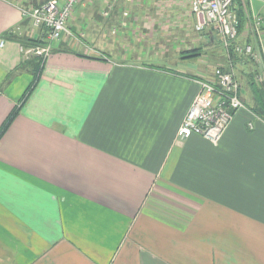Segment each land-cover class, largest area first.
Returning a JSON list of instances; mask_svg holds the SVG:
<instances>
[{"label": "crops", "instance_id": "crops-1", "mask_svg": "<svg viewBox=\"0 0 264 264\" xmlns=\"http://www.w3.org/2000/svg\"><path fill=\"white\" fill-rule=\"evenodd\" d=\"M45 1L0 0V129L18 108L0 138V264H264V119L250 84L264 0H244L263 18V64L230 60L213 26L185 42L199 49L188 57L118 45L72 17L75 37L40 68L25 49L47 31L25 12ZM230 66L246 107L216 145L179 138L201 82Z\"/></svg>", "mask_w": 264, "mask_h": 264}, {"label": "built area", "instance_id": "built-area-1", "mask_svg": "<svg viewBox=\"0 0 264 264\" xmlns=\"http://www.w3.org/2000/svg\"><path fill=\"white\" fill-rule=\"evenodd\" d=\"M80 0H46L30 12H25L37 28L47 31L48 40L25 49L27 56H36L46 61L53 43L63 37H75L69 28L68 21L76 4ZM117 0H109L104 11L108 15ZM251 2L252 0H248ZM243 6L246 22L249 25L248 41L240 40L239 18L237 10ZM191 11L196 17L195 30H203L213 26L217 29L222 45L230 60L233 56H245L254 62L263 64L262 26L263 18L247 9L244 0H192ZM234 54V55H232ZM212 82H201V89L195 96L191 106L178 130V137L189 138L196 134L203 136L213 144H218L226 129L232 122L235 113L246 105L240 95V83L232 66L229 69L217 67ZM256 80L264 85V67L256 75Z\"/></svg>", "mask_w": 264, "mask_h": 264}, {"label": "rangeland", "instance_id": "rangeland-1", "mask_svg": "<svg viewBox=\"0 0 264 264\" xmlns=\"http://www.w3.org/2000/svg\"><path fill=\"white\" fill-rule=\"evenodd\" d=\"M83 1L86 3L84 7L81 5ZM108 1L80 0L71 18L77 17L83 29L92 30L89 33L100 34L106 31V35L116 40L118 45L130 48L134 46V49L143 53L165 47L171 54L175 52L174 49H178L181 52L179 54L194 57V53L199 50H184L187 48L186 41L190 43L192 38L199 36L190 14L192 0H117L106 16L104 11ZM84 39L89 42L88 37L85 36ZM190 51L194 53H189ZM197 64L199 65V61Z\"/></svg>", "mask_w": 264, "mask_h": 264}, {"label": "trees", "instance_id": "trees-1", "mask_svg": "<svg viewBox=\"0 0 264 264\" xmlns=\"http://www.w3.org/2000/svg\"><path fill=\"white\" fill-rule=\"evenodd\" d=\"M237 14H238V18H239V29L241 30V28L243 27V25L246 23V20H247L245 10L241 4L237 10ZM34 43H38V42H34ZM38 44H40V43H38ZM43 44H45V43H43ZM189 53H194V52L190 51ZM194 55H196V54L194 53ZM232 55H234V54H232ZM34 58L38 59V66H40V68H42V66L44 64V63H42V59L40 57H36V56ZM257 74H258V72L252 73L251 74V80H250L251 88L253 90L254 98L256 101V106L253 108V110L264 119V85L256 80ZM17 112H18V108H15L13 110V112L10 114V116L7 118V120L5 121L3 126L1 127L0 138H1L2 134L4 133L5 129L7 128V126L9 125V123L13 120V118L17 114Z\"/></svg>", "mask_w": 264, "mask_h": 264}]
</instances>
